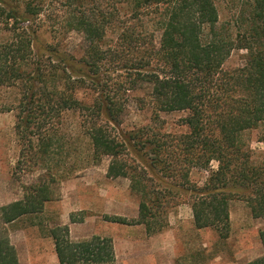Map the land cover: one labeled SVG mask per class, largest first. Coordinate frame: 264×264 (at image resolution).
<instances>
[{
    "label": "trees",
    "instance_id": "1",
    "mask_svg": "<svg viewBox=\"0 0 264 264\" xmlns=\"http://www.w3.org/2000/svg\"><path fill=\"white\" fill-rule=\"evenodd\" d=\"M219 1L128 0V18L120 10L86 9L89 0H28L22 10L0 0V23L7 25L0 30V88L16 91L12 101H0V112L16 113L21 147L16 168L25 166L30 174L41 170L35 182L24 185L22 199L0 208V264H20L5 226L41 214L58 195L57 185L104 157L110 159L107 177L128 179L139 198L136 219L104 215L106 222L159 233L182 196L195 226L212 228L223 239L231 232L235 196L248 201L255 218L264 217V166L255 164L243 140L264 124V0H239L235 35L220 22ZM54 2L65 11L59 35L45 43L41 13ZM146 12L155 19L142 18ZM109 31L117 33L116 44H109ZM69 32L83 39L78 60L60 53L54 39ZM119 46L137 56L127 59ZM235 50L247 52L245 61L226 69ZM108 63L114 69L105 70ZM121 72L128 76L123 89L113 87L109 77ZM133 100L139 110H149L150 122L127 129ZM72 112L81 119L75 141H86V153L73 145L64 153L63 119ZM162 113H183L184 131L165 130ZM72 153L77 161L65 167L63 158ZM194 170L208 173L202 185L191 180ZM71 221L77 222L73 215ZM49 236L59 264L116 260L110 237L73 241L68 225L50 229ZM260 238L264 246V231ZM247 264H264V256Z\"/></svg>",
    "mask_w": 264,
    "mask_h": 264
},
{
    "label": "rangeland",
    "instance_id": "2",
    "mask_svg": "<svg viewBox=\"0 0 264 264\" xmlns=\"http://www.w3.org/2000/svg\"><path fill=\"white\" fill-rule=\"evenodd\" d=\"M7 1L17 3L22 10L23 4L28 0ZM127 4L128 0H89V4L86 2L84 5L86 9H94L96 13L110 14L120 10L121 15L129 18ZM218 8L221 24L230 28L235 35L238 29L236 19L242 10L241 2L220 0ZM64 11L65 8L55 2L42 11L40 30L45 43H51L52 38L59 35L56 29L61 25ZM143 17L151 21L155 19V14L146 12ZM6 27V24L0 23L1 31ZM107 37L110 45L116 44L117 33L109 31ZM158 37L159 34H156L157 40ZM54 39L60 42V53L66 57L74 56L77 60L82 57L84 43L77 32H69ZM119 52L127 59L137 56L124 46H119ZM246 53L245 50H235L224 67L231 69L242 65ZM105 67L109 71L114 69V65L109 63ZM109 77L110 84L121 89L124 88L122 82L128 78L125 72ZM142 93L138 92L139 95ZM87 94L88 92H82L83 97ZM15 97L16 91L0 88V101L7 103ZM129 105L125 128L136 129L149 124V110H139L134 100ZM182 117L183 113H162V127L168 131H184L185 128L179 126ZM80 122L81 119L75 112L67 113L63 119L62 133L66 154L71 145L86 153V141H75L80 133ZM15 125V111L0 112V208L22 199L24 185L35 182L41 172L39 170L30 174L25 166L16 168L21 147L17 141ZM243 140L251 150L255 164L264 166V124L245 133ZM63 161L66 163L65 167H69L77 161V154L72 153V156L64 157ZM109 163L110 159L104 157L98 165L83 170L78 177L73 176L61 182L56 186L58 195L45 204L41 214L23 217L5 226L10 241L17 250L20 264H59L54 241L49 236L50 229L58 225L69 226L73 241L88 239L94 235L110 237L116 255L113 264H247L264 256L260 238L261 231H264V217L255 218L248 201L241 196H235L231 201V232L226 239L221 238L212 228L198 229L195 226L186 196H182L179 205L171 210L169 226L156 234H148L144 225L106 222L104 215L136 219L139 210V198L130 191L129 180L107 177ZM212 165L217 168L216 162ZM207 175L206 171L194 170L191 180L202 185ZM231 191L235 193L234 189ZM72 215L76 221L82 220L72 222Z\"/></svg>",
    "mask_w": 264,
    "mask_h": 264
}]
</instances>
